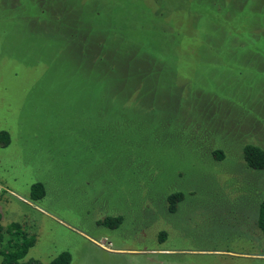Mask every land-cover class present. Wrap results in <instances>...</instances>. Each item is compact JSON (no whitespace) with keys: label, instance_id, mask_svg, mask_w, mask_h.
Listing matches in <instances>:
<instances>
[{"label":"rangeland","instance_id":"obj_1","mask_svg":"<svg viewBox=\"0 0 264 264\" xmlns=\"http://www.w3.org/2000/svg\"><path fill=\"white\" fill-rule=\"evenodd\" d=\"M247 144L264 0H0V222L35 236L27 259L264 264Z\"/></svg>","mask_w":264,"mask_h":264},{"label":"trees","instance_id":"obj_2","mask_svg":"<svg viewBox=\"0 0 264 264\" xmlns=\"http://www.w3.org/2000/svg\"><path fill=\"white\" fill-rule=\"evenodd\" d=\"M213 158L217 161L223 160L224 153L219 150L213 152ZM242 155L246 166L254 171H264V149L247 144L242 149ZM41 184H34L32 193L35 197H39L37 193H43ZM183 192H175L168 196L170 213H175L177 204L184 200ZM1 220V218H0ZM123 222V217L106 219L103 223L118 228ZM257 227L264 234V198L258 208V218L255 220ZM167 237L165 232H161L160 240ZM36 238L22 224L12 223L4 227L0 222V264H71V255L63 252L56 256L51 262L43 263L38 259H27L29 251L35 246Z\"/></svg>","mask_w":264,"mask_h":264}]
</instances>
